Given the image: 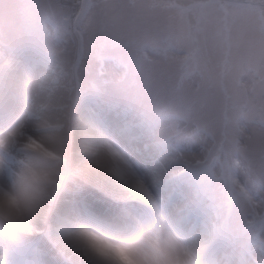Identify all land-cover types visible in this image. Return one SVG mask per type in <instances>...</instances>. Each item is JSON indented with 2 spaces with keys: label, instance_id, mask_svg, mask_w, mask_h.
I'll list each match as a JSON object with an SVG mask.
<instances>
[{
  "label": "snow or ice",
  "instance_id": "1",
  "mask_svg": "<svg viewBox=\"0 0 264 264\" xmlns=\"http://www.w3.org/2000/svg\"><path fill=\"white\" fill-rule=\"evenodd\" d=\"M92 7V0H0V91L10 100L25 101L19 133L12 137V152L33 160L39 150L45 179L30 205L35 221L48 224L45 231L35 221L28 222L18 207L15 211L0 207V264H72L70 257L48 243V239L60 242L64 237L57 205L66 186L59 165L67 156L56 133L63 113L89 108L93 97L111 95L112 82L104 79L103 65L118 61L123 47L109 41L100 29L89 32L80 27L83 19L91 22ZM121 7L136 10V19L145 26L141 51L150 49L159 57L145 56L151 82L133 78L124 89L134 92L142 103L148 101V118L140 124L142 131L131 156L105 141L102 133L89 136L80 155L95 163L99 180L116 184L129 199L151 210V227L158 240L152 247L155 264H264V136L249 137V144L241 149L239 136L233 134L238 121L228 115L237 105L227 90L210 123H203L202 103L210 74L226 73L240 86L242 100L247 96L243 81L248 77L262 101L252 108L264 130V0H126ZM72 31L79 33V48L66 38ZM85 41L101 65L96 74L99 82L81 79ZM178 67L199 77L190 96L168 88ZM141 70L137 68L134 77ZM126 79L127 72L121 83ZM244 115L241 111V118ZM251 144L256 147L250 148ZM100 148L106 150L110 166L94 161ZM240 152L243 162L236 159ZM12 158L0 155V176L11 174L8 160ZM217 165L219 176L214 172ZM138 166L157 179L156 195ZM196 175L194 197L173 210L174 200L161 194L160 185ZM213 181L229 187L226 202L208 193ZM87 197L97 209H105L101 193L89 191ZM193 215L199 223L189 227L187 220ZM50 218H54L51 224ZM19 232L31 235L22 239ZM94 251L111 259L106 252ZM73 252L89 256L87 247Z\"/></svg>",
  "mask_w": 264,
  "mask_h": 264
},
{
  "label": "rangeland",
  "instance_id": "2",
  "mask_svg": "<svg viewBox=\"0 0 264 264\" xmlns=\"http://www.w3.org/2000/svg\"><path fill=\"white\" fill-rule=\"evenodd\" d=\"M92 2L93 7L89 11V16L92 18L91 22L88 19H83V22L81 23L80 27H86L89 32L95 29H100L103 31L104 35L109 41L122 44L123 46L118 61L104 62V79H108L112 83L110 84L111 95H104L101 96V98H105L106 101L108 100L109 102L116 103L121 107H128L130 111H132V114H134V118L131 120V122H129L131 124H127L131 125L130 127H133L135 129L132 133L138 136L141 133L138 127V125L140 126L142 122L141 118H148L146 116V113L149 112L148 101L145 100L142 103L139 99H137L134 92L129 93L124 91V89L127 88L133 78L140 81H145L147 79L148 82H151L149 77V66L145 60V56L148 59H159V57H157L150 49H144L143 51H141L140 44L146 38L147 31L145 30L144 24L136 19V10L125 9L121 7V5L126 3V0H92ZM66 38L72 42L74 47L78 48V44L80 46L79 34H77V32L74 33L72 31ZM84 48L85 50L83 58L79 66V73L81 79L82 81L87 83L89 80L96 78L97 82H99L100 78L97 77L96 74L98 71H100L101 65L98 59L94 56V54L89 52L86 41ZM125 65H129V67L126 68ZM137 68H140L142 70L139 72L138 75H135L134 77ZM126 72L128 73V79L123 80V83H121L122 78L125 76ZM209 79L211 83H207L203 87L202 103L205 106V111L203 113L205 119L203 123L211 122L215 109L223 105L225 90H227L229 95H231L233 101L237 105L236 107L230 108L228 115L230 120H232L233 122L238 121L239 127L233 129V134L239 136V143L241 149H243L246 144H249V137H253L254 140H258L260 137L264 136V130H261L259 124L257 123V116L252 108L253 105H258L262 102L258 90L254 89L252 80L248 77L244 79L243 87L247 88L248 92L247 96L242 100L240 86L235 84L226 73L221 72L210 74ZM198 84V76H194L188 70L182 67H178L176 70L175 79L171 84L168 85V88L174 93L186 97L190 96L193 93V90L198 86ZM12 100H10V103L4 110L10 111V107L16 105L17 107L22 108V106L25 104V101L23 99H14V101ZM15 100L17 101V103L15 102ZM241 103L246 104L247 107L241 109V107H239ZM97 105L98 102H96L95 104L90 103L91 110L96 111L92 113L96 114L97 117H102L104 111L101 112L102 115H99L100 112L97 111ZM12 110L16 112L17 109L16 107H13ZM88 111L90 115V110ZM241 111H243L245 114L243 118H241ZM70 112L71 109L66 112V117H70ZM75 115H79V113ZM81 115L83 114H80V116ZM116 115L117 116H115L114 119H118L120 121L121 119H123L124 116H126L123 113H116ZM64 116L65 115H62L63 118ZM137 118H140V121L137 122ZM0 120L1 125L4 122V119L2 118ZM171 122L175 123L176 121L172 120ZM181 123L183 122L181 121ZM163 127L164 125H161V128ZM189 131L191 132L192 129H189ZM128 139L132 142L136 138L134 137V135H130ZM249 147L254 149L256 145L251 144L249 145ZM130 149V153L132 154L134 150L133 144H131ZM2 150L6 151L9 155L13 157L12 159H9L8 162L10 164L16 165L17 155L12 152V149H7L3 147ZM186 155L188 157H193L199 155V153H186ZM236 159L243 162L242 152L237 153ZM140 169L143 177L145 176L144 179L148 180L150 189L153 191V194L156 195L159 192L157 179L153 175H151L147 170L143 168ZM214 172L216 176H219L221 174V169L219 165L215 167ZM70 179H74V181H80L82 185H84L81 179H79V177H77L76 175H70L69 180ZM198 179L199 176L196 175L190 176L182 180V182L179 181L181 182L180 184L183 186L181 188V191L179 189L178 183L176 182L172 183L173 185L162 183L160 185V192L162 190V194L164 196H168L170 194H168L167 189L172 186L174 187L173 190L177 192V194H179L180 192L179 195L182 198H178L176 194L174 195V198H172L175 202V204L173 205L174 210L175 207H181L184 204L187 196L194 197L197 191L196 184ZM70 181L66 182V186L69 189L72 188V184ZM184 190L187 194H184ZM72 193L77 194L79 193V190H76V192ZM208 193L210 195H214L218 202H226L229 198L230 189L223 183H217L213 181L211 184L208 185ZM159 198L160 197L158 196V199ZM165 202L166 198L165 200H162V204ZM135 209L137 212H139L138 208ZM141 211L144 212V209H141Z\"/></svg>",
  "mask_w": 264,
  "mask_h": 264
},
{
  "label": "clouds",
  "instance_id": "3",
  "mask_svg": "<svg viewBox=\"0 0 264 264\" xmlns=\"http://www.w3.org/2000/svg\"><path fill=\"white\" fill-rule=\"evenodd\" d=\"M10 103V99L0 91V113ZM51 150V149H49ZM18 161L11 174L0 176V207L15 211L18 207L24 213L25 219L32 223L35 221L34 206L30 205L31 197L38 187L43 185L44 175L39 163V150L37 159L29 160L24 153L16 152ZM66 162L59 165L61 174L69 165ZM108 166L111 161L106 158ZM50 164L56 165L55 161ZM71 198H60L58 202V215L63 217L64 237L60 242L48 239V243L58 252H63L71 258L72 264H88L92 260L94 264H155L152 259V247L158 242L151 227L152 213L145 215H133L120 217L111 221L112 227L101 228L85 223H75L68 218L66 212L61 211V206L70 202ZM54 218L49 219V224ZM39 227L47 231L48 224L35 221ZM182 226H184L182 224ZM31 234L19 232L18 236L27 239ZM89 249V256L82 253L74 254V248ZM95 249L106 252L111 258L105 260L95 255Z\"/></svg>",
  "mask_w": 264,
  "mask_h": 264
},
{
  "label": "bare ground",
  "instance_id": "4",
  "mask_svg": "<svg viewBox=\"0 0 264 264\" xmlns=\"http://www.w3.org/2000/svg\"><path fill=\"white\" fill-rule=\"evenodd\" d=\"M99 103L100 102H98L97 105V111L101 113L103 110H100L99 107L103 108V105H99ZM88 110H90V115ZM75 112H77V114L79 113L78 116L83 114L81 115L83 117L77 120L79 122H75L73 127L70 126L69 120L76 118V115L73 110H71L70 117H66L67 114L65 112L63 113V115H65L64 118L62 117L63 123L61 128L56 133L58 144L70 162L65 169L64 176L66 177V182L71 180L70 182L72 184V188L69 189L65 186L60 193L59 199L71 198V201L62 205L60 210L66 212L68 218L75 223H85L101 228L112 227L111 221L119 219L120 217L144 215L145 208L147 207L146 205L140 201L129 199L127 194L116 184L99 180L95 163L90 162L80 155L88 142V137L102 133L105 141L113 144L114 147L119 148L121 151L131 156L130 147L131 144H133L135 149V140L132 142L129 141L128 137L130 135L125 130L124 120L111 119L105 121L104 114L102 117L99 116L100 118L97 117L96 114L92 113L96 111L91 110V106L86 108V113L85 109L76 110ZM24 113L25 104L20 109L18 107L16 112L4 110V122L0 125V149H3V147L12 149V137L18 135L21 122L24 119ZM106 158H108V154L103 148H100L93 157L94 161H99L101 163L106 162ZM15 166L16 165L8 162V168L11 171L15 169ZM138 171L142 175L139 166ZM70 175L79 177L84 185H82L80 181H74V179L69 180ZM145 181L149 185L148 180L145 179ZM71 189L73 191L75 189L74 192L79 190V193H72L71 195ZM89 191L102 194L106 205L104 210L97 209L94 202L88 199L87 193ZM171 195L174 196L175 193L173 192ZM192 198L193 197H187L186 200ZM135 208H138L139 212H137ZM141 209H144V212L141 211ZM113 212L117 213V215H113Z\"/></svg>",
  "mask_w": 264,
  "mask_h": 264
}]
</instances>
